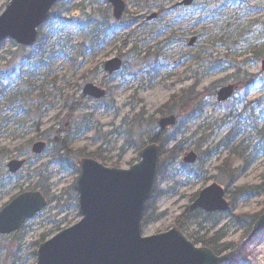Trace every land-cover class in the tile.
Segmentation results:
<instances>
[{
  "label": "rangeland",
  "instance_id": "374dc122",
  "mask_svg": "<svg viewBox=\"0 0 264 264\" xmlns=\"http://www.w3.org/2000/svg\"><path fill=\"white\" fill-rule=\"evenodd\" d=\"M11 1L0 0L1 14ZM124 1L127 10L123 20H113L108 25L107 17L108 13H112V8L106 1L61 0L53 10L56 17H51L40 29L39 42L48 46L58 40H61V44H81L85 35H90L91 39L94 38V43L89 47L93 52L76 71L61 61L59 67L54 68L61 69L58 76H68L71 86L61 93V97L55 94L54 107L40 121L39 130L28 119L21 136L9 137L3 132L12 126L8 121L13 114L0 108V210L17 195L36 185L38 178L29 175L51 161L46 151L35 162L27 164L18 174L19 177L12 176L7 165L12 160L28 159L24 151L29 140L35 139L37 142L40 140L36 136L65 129L66 133H62V136L71 133L75 139L73 150L95 152L102 147L103 142L97 138L101 134L108 137L106 148L111 153L106 154V157L117 159L122 154L125 140L116 136L114 130L130 114L134 94L143 102L148 114L156 115L159 119V109L172 96L191 87L201 77L198 91L215 84L217 92L228 85H237L239 90L225 104L218 102L217 95L207 98L201 112L186 123L176 139L170 141L168 149L183 141L185 152L195 151L202 156L197 164L202 172L195 169L197 165L188 166L194 171L189 175L181 157L163 176L158 177L156 188L158 186V192L164 195L156 202L151 220L143 229V236L152 237L176 227L175 220L190 208L192 198L214 183L225 189L229 201L239 188L260 187L263 190L261 195H237L230 215L208 220L198 215L187 223L183 233L186 236L199 234L209 238L218 234L220 245H231L232 248L242 242L240 254L225 264H264V231L247 241L245 228L264 214V155L247 168L240 161L236 162L234 169L239 172L234 183L225 182L217 170L226 157L224 148L218 146L232 129H235L239 141L248 144L254 136L253 129L264 126V72L261 71V61L256 64L251 60L249 37L230 41V49L219 47L214 42L225 32L233 34L231 38L235 39L238 31L242 30V24L251 22L261 14H239L238 11L242 9L239 5L225 8L222 13H219L221 9L216 11L226 0H197L188 9L177 7L183 0ZM157 5H161V10L156 8ZM154 14H158V18L149 20ZM98 23L102 30L107 25L112 27L107 37L97 38V33L94 34ZM78 24L84 25L87 30L84 32L77 27ZM15 46L12 40L1 44L0 68L4 67L11 55L17 57L19 49ZM149 49L156 54V62L152 66L135 68L132 57L140 56L143 59ZM31 52V49L24 50L28 56ZM195 57L203 60L199 61ZM115 58H120L124 67L118 74L108 77L104 65ZM17 71L21 72L22 69ZM239 76L242 82H238ZM91 83L108 89V97L103 102L97 103L82 97L84 86ZM6 86L7 82L2 83L0 78V91ZM70 102L80 104V109L73 115L68 113L67 105ZM107 106H111V109ZM73 122L75 126H71ZM139 161V153L127 149L119 168L128 170ZM49 174L52 201L42 213L26 224L27 232L22 242H13L8 238L10 236H0V264H36L34 243L49 233L53 221L67 218L63 226L65 228L80 220L73 201L65 205L67 191L76 183L78 175L62 172L56 165L49 167ZM237 216L242 219H235Z\"/></svg>",
  "mask_w": 264,
  "mask_h": 264
},
{
  "label": "trees",
  "instance_id": "16d2710c",
  "mask_svg": "<svg viewBox=\"0 0 264 264\" xmlns=\"http://www.w3.org/2000/svg\"><path fill=\"white\" fill-rule=\"evenodd\" d=\"M207 5L210 6L209 3ZM238 5L239 7H242V9L238 11L239 14L250 16L254 13H259L261 16L251 22L242 24V30L238 31V35L234 37L235 39L231 38L233 34L228 35L227 32H225L222 37L215 38V45L229 48L230 41L236 39L239 41L245 37H249L251 60L253 63L258 64L264 59V0H226L224 5L217 7L216 11L221 9L219 13H222L223 9ZM212 7H215V5ZM107 19L108 25L113 23V19L109 13ZM108 25L106 29L102 30L98 23L96 31L94 32V34L97 33V38H101L102 36L107 37L109 35L108 31L112 30V27H108ZM77 27L84 32L87 30L84 25L78 24ZM228 27H230V25ZM89 36L90 35H85L84 41L81 44L76 45H71L69 42H63L61 44V41L52 44L51 46H48L45 43H40L32 50L30 56L24 54V49H19L17 57L11 55L10 59L5 61L6 63L4 67L0 68V78L1 82H7V86L0 91V108H3V110H9L13 115L8 121L9 125L11 124L12 126L8 127L5 131L3 130L4 134L11 138L21 136V132L25 131V124L28 119L33 121L34 127L36 130H39L40 121L44 115L54 107L55 94H58V96L61 97V93L65 92L71 86L68 76L66 74L64 76H58V72L60 74L61 69L57 68L54 70V68L58 66L60 61L70 67V69H73L74 67L75 71L83 66L86 57L93 52L92 48L89 47L94 43V38L91 39ZM132 58L135 62L133 66L135 68H140L147 65L152 66L156 62L155 59L157 56L151 52V49H149L143 59H141L140 56H134ZM195 59L199 61L203 60L199 57H195ZM18 61L21 62L18 63ZM129 63L130 61L128 64ZM22 68L23 70L21 72L17 71V69L19 70ZM239 72V68H237V73ZM209 73L211 75V72ZM240 78L241 77L239 76L238 82H242L243 79ZM201 81L202 78L199 77L194 85L179 94L172 96L171 99L157 112V115H159L160 118L170 115L178 117L177 126L172 130V133H170L171 131L159 130L156 115L148 114L145 106L142 105L143 102L137 99V95L134 94L131 99L132 104L130 114L125 116L122 122H120V126L114 130L116 136L122 137L125 140L121 151L122 154H120L117 159L106 157V154L111 153L106 148V145H108V137L101 134H99L97 138L98 140H101L103 144L102 147L98 148L95 152H88L86 149L73 150L75 139H73L74 137H72L73 135H71V133H68L67 136L63 137L62 133H66L65 129L58 130L54 133L47 132L43 135L36 136L40 141L47 143L46 151L49 152L51 161L47 164H43L29 175L30 177H37L38 183L33 187L28 188L27 191H40L46 196L48 204H50L52 198H50L48 182L51 179V175L49 174V167L51 165L58 166L62 172H74L76 175H78L77 161L81 158H92L106 167L119 168L122 156L127 149H133L140 154V152L150 143H157L161 147V169L159 176H163L165 171L171 168L185 152L183 141L178 142L173 148L168 149L170 141L176 139L178 135L183 132L186 123L192 121L196 114L201 112L200 110L205 100L217 94V84L198 91ZM67 107L69 111L68 113L73 115V113L80 109V104H72V102H70ZM107 108L111 109V106H107ZM237 121L239 122L238 118ZM71 126H75V123L73 122ZM253 133L254 136H252L249 140L250 142L246 144L245 142L238 140L234 129L218 146L223 147L226 151V157L217 169L218 175L222 177L225 182H235L239 172L234 169L236 162L240 161L241 164L247 168L264 155V126L259 129L256 127ZM34 142L35 139L29 140L27 142V150L24 151V153L26 152L28 155V164H32L40 157L31 153V146ZM201 160L202 156H200V161ZM184 167L187 173L192 175L194 171L189 167ZM195 169H198V172H202L201 167L198 165ZM44 174H47V177H44ZM157 188L153 193L152 199L147 204L143 220L144 227L151 220V215H153L156 202L164 195L159 193ZM262 191L263 190L260 187L239 188L236 190L235 194L231 196V200L235 203L237 195H261L263 193ZM67 197L65 205L67 206L69 202L73 201L74 206L78 211L79 197L75 189V184H73L67 191ZM196 197L197 195L192 198L193 201ZM198 215L203 216L206 220L220 218L218 215L205 214L202 212L193 213L188 208L175 220V226L184 232L187 223ZM77 217L79 218V215ZM235 219L240 220L242 217L237 216ZM66 221L67 218L57 222L53 221V227L49 233L41 236L40 239L34 243L36 251L40 244L47 241L46 238L52 237L63 230ZM250 223L245 227L247 234L251 231ZM72 224L73 223L67 227ZM26 232L27 229L24 227L20 232L8 238L13 242L19 243L23 241ZM217 235L218 234H214V236L209 238L208 236L194 234L189 235L188 238L195 245L209 248L217 255L235 249L232 248L231 245H220L217 240ZM36 251L33 253L34 256H36ZM238 254H240V252Z\"/></svg>",
  "mask_w": 264,
  "mask_h": 264
},
{
  "label": "water",
  "instance_id": "95a60500",
  "mask_svg": "<svg viewBox=\"0 0 264 264\" xmlns=\"http://www.w3.org/2000/svg\"><path fill=\"white\" fill-rule=\"evenodd\" d=\"M60 0H12L0 14V44L11 39L23 47L33 46L38 29L47 21L53 6ZM113 8V17L120 21L125 13L123 0H106ZM196 0H184L180 6L190 7ZM152 16L149 20L156 18ZM122 68L118 58L105 64L109 74ZM264 72V61H262ZM235 87L228 86L218 92V101H228ZM83 94L103 100L107 92L93 84L84 87ZM172 115L158 121L162 130L176 125ZM46 143L37 142L32 153L41 155ZM161 147L150 144L141 151L140 162L128 170L107 168L97 161L84 158L77 163L79 175L75 184L79 195L81 221L41 244L36 264H222L242 247L223 256L207 248H197L178 230L152 237L143 236V218L160 169ZM197 154H185L183 162L195 164ZM26 161L13 160L8 170L15 175ZM47 206L40 192L24 193L10 202L0 212V235L19 231L26 221L33 219ZM206 213H226L231 209L225 199L224 189L213 184L203 190L191 210ZM264 229V215L255 223L251 239Z\"/></svg>",
  "mask_w": 264,
  "mask_h": 264
}]
</instances>
